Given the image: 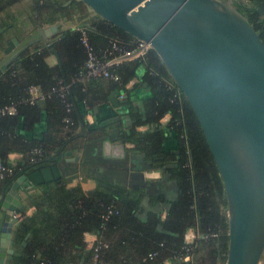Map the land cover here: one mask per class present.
Returning a JSON list of instances; mask_svg holds the SVG:
<instances>
[{
	"label": "trees",
	"instance_id": "16d2710c",
	"mask_svg": "<svg viewBox=\"0 0 264 264\" xmlns=\"http://www.w3.org/2000/svg\"><path fill=\"white\" fill-rule=\"evenodd\" d=\"M232 4L264 44V0H232ZM83 6L80 0H0V28L11 24L17 37L24 38L14 27L19 19L24 21L21 23L38 27L75 19L97 54L110 40L125 47L135 41L97 15L86 14ZM13 8L23 9L25 15L21 10L17 17L8 12ZM80 37L76 27L59 30L45 42L29 44L0 72V107L13 103L16 108L14 115L0 117V164L11 167L6 156L11 151L19 152L26 162L11 167V175L0 179L2 184H9L23 172L25 164L28 169L51 166L59 153L77 149L79 128L85 126L84 114L103 99L102 81L109 83V91L125 92L126 83L142 68L138 82L131 89L146 84L150 95L143 101L141 110L127 103L126 114L131 125L120 139L143 151L157 168H163L174 182L176 194L166 201L163 218L149 209L145 211V220H141L137 213L139 198L128 196L117 186L98 185L83 191L79 185L67 187L62 181L35 185L34 193L27 195L33 211L14 226V254L9 264H91L94 255L101 262L129 264L127 258L113 261L103 258V251L121 240L112 236L119 228L127 231V239L136 243L134 264H186L173 257L182 251L188 229L194 233L190 243L191 264L224 262L228 235L223 185L185 97L151 48L140 58L121 62L114 70L117 81L101 78L81 81L78 78L84 72L86 52ZM6 40L5 32H0V54ZM50 54L57 58L51 66L45 61ZM30 85L37 86L44 94L31 104L27 102ZM59 85L66 87L63 97L57 91H50ZM42 115H45L44 127L39 137L26 136L24 133L32 132ZM164 115L168 118L162 130L159 119ZM140 125L147 129L136 131L135 127ZM19 126L23 134L17 132ZM165 141L173 147L164 150ZM33 149L40 153H33ZM156 201L165 199L158 196ZM85 233L95 235L90 248H86ZM23 240L25 244L21 245ZM150 253L153 255L148 257Z\"/></svg>",
	"mask_w": 264,
	"mask_h": 264
},
{
	"label": "water",
	"instance_id": "95a60500",
	"mask_svg": "<svg viewBox=\"0 0 264 264\" xmlns=\"http://www.w3.org/2000/svg\"><path fill=\"white\" fill-rule=\"evenodd\" d=\"M80 1L156 53L196 116L222 181L228 235L224 264H258L264 249V44L255 30L232 0ZM57 28L50 25L42 35ZM15 45L12 37L2 49L7 57L0 72L23 50L11 54ZM87 146L82 156L70 150L59 153L53 165L27 177L35 184L61 177L70 181L89 158ZM104 146L102 141L95 163L120 164L106 157ZM98 167V179L124 186L117 177L124 171ZM25 178L20 175L12 183V204L1 203L0 264L12 257V227L24 211L16 189Z\"/></svg>",
	"mask_w": 264,
	"mask_h": 264
},
{
	"label": "crops",
	"instance_id": "0c3cea01",
	"mask_svg": "<svg viewBox=\"0 0 264 264\" xmlns=\"http://www.w3.org/2000/svg\"><path fill=\"white\" fill-rule=\"evenodd\" d=\"M84 12L86 14L91 15L92 13L88 10L86 6H83ZM23 12V9H9L8 12H12L15 15L18 13ZM24 14V12H23ZM25 15V14H24ZM20 14L18 15V17ZM17 17V15H16ZM24 22L19 19L16 21L15 29L18 30V34L24 38H18L17 33L13 30V27L10 25H6L0 28V32H5L6 34V42L14 37L17 40V45L12 48L11 54L16 50L23 47L25 49L29 44L37 41L48 40V38L56 33L59 30L64 29L60 24H55L58 26L56 31L49 35L48 37H44L42 35V29L50 26V25H42V26H32L30 24L21 23ZM67 23H71L69 27H77L79 26V22L75 19L67 20ZM53 25V24H52ZM12 28V29H11ZM2 29V30H1ZM6 45V44H5ZM25 45V46H24ZM5 47V46H4ZM3 53V52H2ZM6 58L5 54H0V62L2 59ZM143 70L139 68L136 73V77L134 79L129 80L126 85L125 89L128 91H122L117 93L116 91H109L107 89L109 83L107 81H102L103 91L102 94L103 99L97 104H95L92 108V111L89 113L84 114V123L85 126L79 128V142L77 149L72 151L74 155L82 156V152L84 149V144L87 143L88 146L86 147L88 153V159L85 162V166L82 169L77 171L78 176L75 178H70V181H64V178L61 177L59 181L64 182L67 187H71L74 185H79L83 191H89L94 189L98 186V178L96 175V168L98 167V171L101 170H109L110 168L113 169H121L119 163H110V164H98L95 163L93 160L95 157H98L97 151L100 149L103 144L105 145L104 153L108 159H118L119 161L123 159L126 160V169H124V174H118V178L123 180V187L119 184H108L107 182H101L102 185H110V186H117L118 188L124 190L128 196H137L139 198V204L137 206L138 216L141 220H145V211L153 210L160 214V218H163L165 215V211L167 208V202L175 197L176 194V187L173 181L169 180L168 175L163 172V168H157L151 161H148L145 157L143 151L134 148L133 144L121 141L120 135L123 133L131 125V120L129 119L127 113L128 104L133 105L135 108L138 107L139 110L142 109L143 101L150 95V90L146 84H138V86L134 89L132 88L133 83H137L139 77L141 76ZM100 89V90H101ZM124 93L123 97H120V94ZM37 100V99H36ZM40 100V99H39ZM128 103V104H127ZM44 117L45 115L41 116L40 121L35 125V129L32 132H26V136L32 138H38L41 128L44 127ZM168 116L164 115L162 118L159 119V123L161 124L162 130H165L163 126L167 121ZM21 126H19V130L17 132L22 133ZM147 126L140 125L136 126V131H143L146 130ZM23 134V133H22ZM173 147L171 143H164V150L170 149ZM7 162L11 167H19V165H23L26 163L23 156L19 152H8L6 154ZM133 158V159H132ZM27 165V164H25ZM23 166L24 171L20 172L9 184H2L0 180V197L3 194L1 203H5L6 205L12 204L14 201V197L11 194V185L15 181L17 177L20 175H25L26 178L23 180L17 187L16 192L19 194V202L21 205L24 206V211L19 214L18 222L20 219L25 216L31 214L33 211V207L29 205L27 201V195L34 193L35 185H40L42 183H49L52 181H56L55 179L52 181L42 182L40 184L33 183L28 177V173H30L34 168L28 169L27 166ZM40 168V167H39ZM88 168V170H85ZM37 169V168H35ZM90 170V171H89ZM88 172L90 174H88ZM116 173V171H115ZM79 176L81 178H79ZM2 178V177H1ZM0 178V179H1ZM58 182V181H57ZM125 194V195H126ZM163 196L165 201L157 202L156 197ZM3 201V202H2ZM140 209V210H139ZM3 218V213L0 210V226ZM17 222V223H18ZM14 226L12 227L11 232V240H12V233L14 230ZM127 231L124 232L122 228L117 229L112 233L113 237L117 239H121L117 244L116 241L112 243V247L109 250L103 251V258L106 261H113L117 259H128L129 264H134L133 262L136 261L134 255V250L137 248L136 243H133L130 239H127L126 236ZM120 235V236H119ZM27 235L25 236V238ZM84 241L86 243V248H90L94 239L95 235L90 233L84 234ZM24 243V240L22 241ZM21 245H24L22 244ZM115 243V244H114ZM12 249L14 254V245L12 241ZM12 258V257H11ZM123 259V260H124ZM133 259V260H132ZM10 263V262H9ZM8 263V264H9Z\"/></svg>",
	"mask_w": 264,
	"mask_h": 264
},
{
	"label": "built area",
	"instance_id": "2783aa9c",
	"mask_svg": "<svg viewBox=\"0 0 264 264\" xmlns=\"http://www.w3.org/2000/svg\"><path fill=\"white\" fill-rule=\"evenodd\" d=\"M76 29L80 30V41L85 49L86 58L84 61V72L80 75L78 79L85 81L89 78H102L111 81H117L118 76L115 74L114 70L118 65L127 60L136 59L142 57L146 51L150 48L149 45L143 41L136 40L133 41L130 47H125L124 45L118 43L116 40H110L106 48L102 49L99 54L93 51L92 47L88 44L85 37L83 27L77 26ZM46 63L51 66L55 64L56 58L54 54H50L45 58ZM65 85H59L57 88H51L50 91H57L59 97H63ZM27 93L29 94L28 103H32L35 99H41L44 94L40 92L37 86L30 85L27 88ZM124 93L120 94L123 97ZM66 110L68 109V104H65ZM15 104L10 103L9 105H3L0 107V117L5 115L15 114ZM67 121V120H65ZM33 153L39 154L38 149H33ZM12 168L0 164V178L3 176H9L12 173ZM79 178H81L79 176ZM194 238V233L191 229H188L184 234L182 246V251L176 254L173 259L177 261L184 262L186 264L190 263V258L192 255L190 243ZM153 254H148L151 257ZM91 264H115L101 262L94 255ZM164 264H174L171 262H165Z\"/></svg>",
	"mask_w": 264,
	"mask_h": 264
},
{
	"label": "rangeland",
	"instance_id": "374dc122",
	"mask_svg": "<svg viewBox=\"0 0 264 264\" xmlns=\"http://www.w3.org/2000/svg\"><path fill=\"white\" fill-rule=\"evenodd\" d=\"M61 26L63 28L69 27L71 26V23H67V21H62ZM264 262V249L262 250L259 260H258V264H262ZM219 264H224L223 261H221Z\"/></svg>",
	"mask_w": 264,
	"mask_h": 264
},
{
	"label": "flooded vegetation",
	"instance_id": "af4514ba",
	"mask_svg": "<svg viewBox=\"0 0 264 264\" xmlns=\"http://www.w3.org/2000/svg\"><path fill=\"white\" fill-rule=\"evenodd\" d=\"M25 46V45H24ZM21 48V47H20ZM8 55H10V54H8ZM6 56V55H5ZM7 57V56H6ZM133 159V158H132ZM126 158L125 159H123V160H121V162H120V166H121V169H123V170H121V171H124V169H126ZM85 170H88V168H85ZM90 171V170H89ZM88 174H90L89 172H88ZM118 177V176H117ZM118 179H120V178H118ZM98 181H101V182H104V183H106V181L105 180H103V179H98ZM108 183V182H107ZM126 193V192H125Z\"/></svg>",
	"mask_w": 264,
	"mask_h": 264
}]
</instances>
